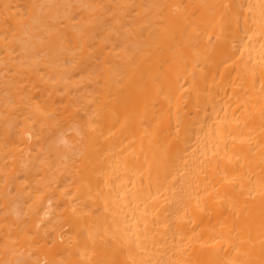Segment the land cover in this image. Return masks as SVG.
Here are the masks:
<instances>
[{
	"label": "bare ground",
	"instance_id": "6f19581e",
	"mask_svg": "<svg viewBox=\"0 0 264 264\" xmlns=\"http://www.w3.org/2000/svg\"><path fill=\"white\" fill-rule=\"evenodd\" d=\"M0 264H264V0H0Z\"/></svg>",
	"mask_w": 264,
	"mask_h": 264
}]
</instances>
